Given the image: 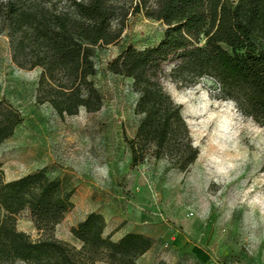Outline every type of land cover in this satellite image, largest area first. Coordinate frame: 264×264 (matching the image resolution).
I'll use <instances>...</instances> for the list:
<instances>
[{
  "label": "rangeland",
  "instance_id": "1",
  "mask_svg": "<svg viewBox=\"0 0 264 264\" xmlns=\"http://www.w3.org/2000/svg\"><path fill=\"white\" fill-rule=\"evenodd\" d=\"M0 0V102L22 118L0 142L5 180L44 172L71 191L70 209L50 233L39 232L26 212L16 216L18 230L30 239L52 237L79 247L71 227L88 212L103 216L105 234L118 240L128 231L149 236L152 246L137 264H264V125L243 114L204 76L192 84L174 81L163 65L162 84L181 105L189 136L198 149L195 161L179 170L172 159L148 154L131 165L128 140L140 115L132 79L112 73L107 64L127 46L156 44L165 24L133 12V0H113L122 21L116 42L94 48L93 81L101 105L59 115L36 97L40 67L16 50L2 19ZM49 13L66 0H26ZM28 58V59H27ZM16 264H23L17 262ZM94 264H109L96 261Z\"/></svg>",
  "mask_w": 264,
  "mask_h": 264
},
{
  "label": "trees",
  "instance_id": "2",
  "mask_svg": "<svg viewBox=\"0 0 264 264\" xmlns=\"http://www.w3.org/2000/svg\"><path fill=\"white\" fill-rule=\"evenodd\" d=\"M66 3L55 13L26 0L1 3L11 36L18 34L16 50L29 58V66L40 67L37 100L48 102L61 116L80 107H100L94 48L119 39L122 21L114 26L113 20L126 13H119L113 0ZM132 11L163 22L165 28L156 44L127 46L107 64L110 72L131 78L138 94L140 120L128 140L131 165L152 154L186 170L197 157L181 105L162 84L166 63L174 81L213 78L223 97L264 125V0H133ZM21 120L17 110L0 102V142ZM71 205V191L60 180L41 171L5 180L0 165V264H137L152 246L149 236L136 231L113 240L105 234L103 216L93 211L71 227L79 247L52 237L32 240L16 227V216L26 212L39 232L50 233Z\"/></svg>",
  "mask_w": 264,
  "mask_h": 264
}]
</instances>
